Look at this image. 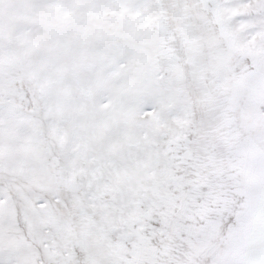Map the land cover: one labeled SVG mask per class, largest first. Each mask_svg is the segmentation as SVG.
I'll use <instances>...</instances> for the list:
<instances>
[{
    "label": "snow or ice",
    "instance_id": "1",
    "mask_svg": "<svg viewBox=\"0 0 264 264\" xmlns=\"http://www.w3.org/2000/svg\"><path fill=\"white\" fill-rule=\"evenodd\" d=\"M0 264H264V0H0Z\"/></svg>",
    "mask_w": 264,
    "mask_h": 264
}]
</instances>
